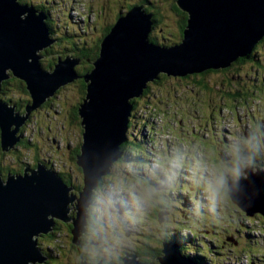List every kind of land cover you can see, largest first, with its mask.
<instances>
[{
    "label": "rangeland",
    "instance_id": "rangeland-1",
    "mask_svg": "<svg viewBox=\"0 0 264 264\" xmlns=\"http://www.w3.org/2000/svg\"><path fill=\"white\" fill-rule=\"evenodd\" d=\"M25 1L32 6H43L34 8L45 14L54 35V42L38 52L42 67L48 71L54 69L55 63L71 57L80 59L76 70L86 73L89 66L93 67L91 61L95 58H91L99 51L107 26H114L120 16L128 13L129 5L154 6L162 17L152 32L159 43L171 46L182 42L179 35L182 17L173 9L175 0ZM258 53L264 65V45ZM239 71H233L235 76L231 81L235 80L230 87L221 81L224 73L209 76V88L202 91L195 81L200 75L182 83L173 77L184 76L166 75L158 83L151 81L149 94L138 100L130 119L125 147L133 152L137 150L139 157L135 156L136 161H116L110 167V176L93 189L81 243L76 245L72 241V220L65 222L54 217L65 224L55 225L53 231L38 239L47 260L50 259L49 263L41 264H125L124 257L136 255L139 262L158 264L156 258L162 256L165 240L173 236L179 240V247L208 248L205 250L208 259L204 262L264 264L260 260L264 257V217L261 214L249 217L231 200L227 190L232 180L237 194V178L248 174L242 170L234 178L226 172V190L214 205L206 191L207 182L217 168L233 166L221 159L223 155L233 161L238 155L245 169L257 164L264 170V84H261L264 70L254 63H245ZM78 79L62 85L46 107L30 112V121L24 124V129V125L19 129L26 144L7 152L0 150L3 175L8 169L15 174L26 166L36 170L37 162L41 161L70 180L67 184L74 193L83 191V170L76 163L75 153L82 144L84 130L79 114L73 117L83 102L86 82L81 76ZM11 86L14 91L4 100L13 97L15 102L29 97L28 92L24 95L17 88L15 81ZM26 106L23 112L17 106L16 110L25 115ZM149 189L156 191L151 199L139 205L130 195L134 192L140 196ZM109 193L113 194L120 218L105 222L101 237L90 241L91 206L98 196Z\"/></svg>",
    "mask_w": 264,
    "mask_h": 264
},
{
    "label": "water",
    "instance_id": "water-1",
    "mask_svg": "<svg viewBox=\"0 0 264 264\" xmlns=\"http://www.w3.org/2000/svg\"><path fill=\"white\" fill-rule=\"evenodd\" d=\"M176 3L188 15L181 43L165 46L150 40L154 15L142 3L118 18L102 39L91 70L80 74L76 70L80 59L71 57L55 63L51 71L44 69L38 52L54 42L45 14L20 0H0V85L11 76L20 78L32 99L22 115L15 105L0 98V143L4 152L21 142L19 129L29 120L30 112L77 75L86 82V94L78 108L84 132L76 161L83 170V191L74 193L58 172L41 161L36 170L25 167L23 173L9 174L6 179L0 176V264L46 262L38 239L54 230V217L72 220V241L80 243L93 189L122 159V145L128 141L135 107L133 99L141 97L151 81L162 73L185 76L227 67L250 54L264 38V0ZM243 170L248 176L237 178V194L234 181L228 182L232 201L248 216L264 217V170L254 166ZM162 251L163 255L156 258L158 264H200L184 255L178 242L165 241ZM137 257L126 256L124 262L146 264Z\"/></svg>",
    "mask_w": 264,
    "mask_h": 264
},
{
    "label": "flooded vegetation",
    "instance_id": "flooded-vegetation-1",
    "mask_svg": "<svg viewBox=\"0 0 264 264\" xmlns=\"http://www.w3.org/2000/svg\"><path fill=\"white\" fill-rule=\"evenodd\" d=\"M263 45H264V41H263ZM256 50V51H255ZM254 52H257L256 54L254 53ZM257 55V56H256ZM245 57H247L245 60H244V62H239V60L241 59V58H245ZM245 57H241V58H239V59H237L236 61H233L232 63H230V65L229 66H227V67H222V68H218V69H208V70H205V71H203V72H200V73H193V74H187V75H185L184 77H173V80H176L178 83H182L183 81H189V80H192V76H198V75H200L198 78H195V81H198V84H199V89L202 91L203 89H207V88H209V83H208V80H209V76H211V75H213V74H219V75H221L222 73H224V75L223 76H221L222 77V79H221V81H223V82H225V84L227 85V86H231V83H233V81L235 80H233V81H231L232 80V78L235 76V74L233 73V71H236L237 73H239L240 71H239V69L245 64V63H254V64H256L257 65V67H259V68H261V69H263L264 70V65H262V63L260 62V56H259V54H258V51H257V49H254L250 54H248V55H246ZM228 70V71H227ZM229 72H231V74L229 75ZM212 78V77H211ZM197 79V80H196ZM247 79V78H246ZM263 80H264V78H262ZM159 80V79H158ZM158 80H156V81H154V82H151V83H158ZM250 80V79H249ZM12 81H15L16 83H17V88H19V90L25 95V93H27L28 92V95H29V97L28 98H25V99H23V100H18V101H15L14 102V98L12 97V99L10 98V99H7V100H4L3 99V97H7V96H10L12 93H13V91H14V88L11 86V83H12ZM254 81V80H253ZM258 80H256V82H257ZM151 83H149L148 84V89L145 91V93H144V95L143 96H141V97H146L148 94H149V92H150V84ZM229 83H230V85H229ZM261 84H264V81L261 83ZM83 85V84H82ZM81 86V85H80ZM237 90H238V88H237ZM240 90H242L241 88H240ZM59 91H57V93H58ZM229 94L230 93H232V92H230V91H227ZM198 94H199V92H197ZM141 97H140V99H141ZM0 98L1 99H3L4 101H6V102H8L10 105H15V106H17L20 110H21V112H23V110H24V108H25V106L28 104V103H30L31 102V96H30V93H29V91L26 89V85H25V83L21 80V79H18V78H14V77H12V78H10V79H8V80H6V81H4V82H2V84L0 85ZM53 98V97H52ZM25 101V102H24ZM12 102V103H11ZM13 102L15 103V104H13ZM48 102H49V100L48 101H46L40 108H38L37 110H36V112L37 111H39L40 109H42V108H44V107H46L47 106V104H48ZM77 112H78V110H77ZM77 112H75V115H77ZM34 114V113H33ZM32 116V115H31ZM31 118V117H30ZM30 118H29V120L26 122V124L30 121ZM26 127V125H24V127H23V129ZM23 136V135H22ZM0 137H1V133H0ZM24 140H25V137L24 138H22V140H21V142L17 145V146H19V145H22V143L24 142ZM17 146L14 148V149H16L17 148ZM13 149V150H14ZM0 150L2 151V148H1V143H0ZM126 155V154H125ZM124 155V156H125ZM124 159V157L121 159V160H123ZM221 159L224 161V162H226V163H228V164H233V158H227V155H223V156H221ZM39 162V161H38ZM37 162V163H38ZM37 165V164H36ZM255 165H257V164H254V167H259L260 168V166H255ZM27 167V166H26ZM30 167V166H29ZM28 167V168H29ZM1 169H2V167H0V176L1 177H3V176H7V175H9V174H13L12 172V170H7V172L5 173V175H3L2 174V171H1ZM244 169V167L242 166L241 167V169H240V171L242 172V170ZM23 171H24V168L21 170V171H15L14 173L15 174H20V173H23ZM241 174V173H240ZM242 211V210H241ZM244 211V210H243ZM246 214V213H245ZM256 216V215H255ZM257 216H261L260 214H257ZM249 217H251V216H249ZM63 225V224H65V223H63V222H61V221H56V226H59V225ZM40 237H42V236H40ZM44 237V236H43ZM232 237V236H231ZM234 237H232V239H233ZM234 240V239H233ZM234 242H237V241H234ZM80 243H81V241H80ZM82 245H83V243H82ZM81 246V245H80ZM149 245H147L146 247H148ZM150 247V246H149ZM148 247V248H149ZM162 249V248H161ZM161 249L159 250L160 252H161ZM161 254H162V252H161ZM50 260V259H49ZM49 260H47L46 262H48L49 263ZM45 262V263H46ZM47 263V264H48ZM206 263H208V262H204V264H206Z\"/></svg>",
    "mask_w": 264,
    "mask_h": 264
},
{
    "label": "clouds",
    "instance_id": "clouds-1",
    "mask_svg": "<svg viewBox=\"0 0 264 264\" xmlns=\"http://www.w3.org/2000/svg\"><path fill=\"white\" fill-rule=\"evenodd\" d=\"M241 160L237 155V158L233 161V166L227 168V166H221L212 174V178L207 182L206 191L208 192V199L212 205L215 204L218 198H220L225 190L227 177L226 172H230L235 178L240 174ZM155 189H149L147 192L137 196L134 192H130L133 200L139 205L141 202H147L151 199ZM91 223L88 227V238L90 241L97 240L101 237L104 231L105 222H115L120 218L119 209L116 206V202L113 199V194L107 195L101 194L97 197L95 205L90 209ZM127 213H125V216ZM75 237V233H74ZM92 254H96V249H92Z\"/></svg>",
    "mask_w": 264,
    "mask_h": 264
},
{
    "label": "trees",
    "instance_id": "trees-1",
    "mask_svg": "<svg viewBox=\"0 0 264 264\" xmlns=\"http://www.w3.org/2000/svg\"><path fill=\"white\" fill-rule=\"evenodd\" d=\"M22 3H27L25 0H20ZM34 6H36V5H34ZM134 5H129V7H128V9H131L132 7H133ZM36 7H38L39 9H42L43 8V6H36ZM147 8V7H146ZM173 9L176 11V13L178 14V15H180L181 17H182V21L180 22V24H179V35H180V38H181V40L183 39V37H184V29L186 28V25H187V13L186 12H184V11H182L180 8H179V6L177 5V3H176V0H175V4L173 3ZM147 11H151V13L154 15V20H155V27H154V29L155 28H157L159 25H160V23H161V21H162V17L161 16H159L158 14H157V12H156V10H154V6H151V7H149V8H147ZM122 13H120L119 14V16L121 15ZM87 21H88V19H87ZM49 25V24H48ZM112 26L113 25H111V26H107V30L105 31V35L104 36H106L107 35V33L108 32H110V30H111V28H112ZM50 27V26H49ZM51 33V32H50ZM154 34H151L150 35V40L152 41V42H154V43H158V44H161V43H159V41H158V39L155 37V35L153 36ZM54 35L53 34H51V37H53ZM104 38V37H103ZM102 38V39H103ZM102 39L100 40V43H101V41H102ZM179 40V39H178ZM173 42H174V40H172ZM263 41H264V38L254 47V49H257V51H260V48H262V46H263ZM99 43V44H100ZM174 44H176V42H174ZM163 45V44H162ZM165 45V44H164ZM96 49L97 48H95V51H96ZM99 49H100V45H99ZM253 49V50H254ZM256 51V50H255ZM255 54L257 53V52H254ZM96 54V55H95ZM94 55L95 56H93L91 59H96L98 56H99V51L97 52V53H95ZM259 54V53H258ZM257 56V55H256ZM247 57H245V58H241L240 60H239V62L241 61V62H244V60L246 59ZM94 59V60H95ZM92 68V66H89L88 67V69L86 70V72L87 71H89L90 69ZM81 74H84V72H81ZM166 76V74H164V73H162V74H160V78H159V80H161L163 77H165ZM77 80H79V79H77ZM158 80V79H157ZM76 82V81H75ZM83 83H84V81H83ZM84 87H86V85H85V83H84ZM148 89V88H147ZM147 89H145L144 90V93H145V91L147 90ZM86 90V89H85ZM144 93H143V95H144ZM57 94V93H56ZM55 94V95H56ZM85 94H86V92L84 91V96H85ZM54 95V96H55ZM142 95V96H143ZM229 95H232V93H230ZM53 96V97H54ZM52 98V97H51ZM50 98V99H51ZM84 98V97H83ZM50 99H48V100H50ZM140 99V97L139 98H135V99H133V103H134V105H135V107H134V109L136 108V105H137V102H138V100ZM75 117H78V113H77V115H75L73 118H75ZM132 137V136H131ZM127 143H128V141H126L123 145H122V149H125V147H126V145H127ZM22 144H26V140H24V142L22 143ZM142 150V149H141ZM125 151H126V155L124 156L123 155V157H124V159L123 160H121V161H124L125 160V162H129V161H136V159H135V156H137V157H139L135 152L137 151V150H134L135 152H133V151H131L130 149H125ZM81 153V146H78V148H77V151H76V153H75V156H76V158L79 156V154ZM122 157V158H123ZM127 160V161H126ZM77 163V162H76ZM8 176V175H7ZM6 176V177H7ZM110 176V174L108 175V176H105V177H103L102 178V180H101V182H100V184L99 185H101L102 184V182H103V179H105V178H107V177H109ZM6 177L4 178V179H6ZM3 178V177H2ZM64 179V178H63ZM65 180V182L66 183H71V181L70 180H68V179H64ZM227 190H228V188H227ZM229 193V192H228ZM229 197L231 198V196H230V194H229ZM231 200H232V198H231ZM156 211H157V209H156ZM89 222H91V220L89 221ZM191 231V230H190ZM227 232H228V230H226ZM191 232H194V230H192ZM51 236H52V233L50 234ZM53 235H55V234H53ZM192 235H194L195 236V234L194 233H192ZM194 236H193V239H194ZM234 239V241H237L235 238H233ZM39 240H40V237H39ZM166 242H169V243H172V244H177V242H179V240L175 237V236H173L172 238L171 237H167V239L165 240ZM188 243L190 244V243H192L190 240H188ZM179 245H181V244H179ZM190 245H192V244H190ZM208 248H206V247H201V248H199V249H195V248H191L189 245H183V246H180V250H181V252L184 254V255H186V256H190L191 258H193L194 260H196V261H198L200 264H204V259H208L207 258V253L208 252H206L205 253V250H207ZM160 253V251H158V253L157 254H159ZM161 255H163V251H162V254ZM157 257H159V256H157ZM261 261H262V263L264 262V257H262L261 259H260ZM206 264H213L212 262H208V263H206ZM214 264H216V263H214Z\"/></svg>",
    "mask_w": 264,
    "mask_h": 264
},
{
    "label": "bare ground",
    "instance_id": "bare-ground-1",
    "mask_svg": "<svg viewBox=\"0 0 264 264\" xmlns=\"http://www.w3.org/2000/svg\"><path fill=\"white\" fill-rule=\"evenodd\" d=\"M78 78H80V77L77 75V76L74 78V80H73L72 82H74V81H75L76 79H78ZM124 206L129 208V205H127V204L124 205ZM70 221H71V220H70ZM70 221H69V222H70ZM49 232H50V231H49ZM46 234H47V233H46ZM54 234L56 235V233H54ZM52 235H53V234H52Z\"/></svg>",
    "mask_w": 264,
    "mask_h": 264
}]
</instances>
